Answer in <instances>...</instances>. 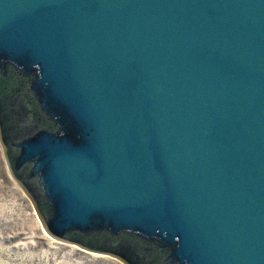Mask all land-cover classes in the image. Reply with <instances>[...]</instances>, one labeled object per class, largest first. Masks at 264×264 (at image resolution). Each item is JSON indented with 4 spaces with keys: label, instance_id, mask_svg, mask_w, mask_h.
<instances>
[{
    "label": "water",
    "instance_id": "1",
    "mask_svg": "<svg viewBox=\"0 0 264 264\" xmlns=\"http://www.w3.org/2000/svg\"><path fill=\"white\" fill-rule=\"evenodd\" d=\"M0 141L57 240L264 264V0H0Z\"/></svg>",
    "mask_w": 264,
    "mask_h": 264
},
{
    "label": "rangeland",
    "instance_id": "2",
    "mask_svg": "<svg viewBox=\"0 0 264 264\" xmlns=\"http://www.w3.org/2000/svg\"><path fill=\"white\" fill-rule=\"evenodd\" d=\"M3 148L0 141V264H126L49 238L34 202L10 175Z\"/></svg>",
    "mask_w": 264,
    "mask_h": 264
},
{
    "label": "bare ground",
    "instance_id": "3",
    "mask_svg": "<svg viewBox=\"0 0 264 264\" xmlns=\"http://www.w3.org/2000/svg\"><path fill=\"white\" fill-rule=\"evenodd\" d=\"M38 215H39L38 213L35 214L36 218L38 219V222L40 223L41 229L44 230V232L49 236V238L53 239L54 237L52 238L51 235H49V234L47 233L46 229H44L45 226H44V224H43V222H42L40 216H38ZM55 239H56V238H55ZM59 241H60V240H59ZM62 242H63V241H62ZM63 243H66V242H63ZM67 244H70V243H67ZM71 246H74V247H75V244H74V245L71 244ZM90 253L93 254V255H95V256H106V255H103L102 253H98V252H92V251H90Z\"/></svg>",
    "mask_w": 264,
    "mask_h": 264
}]
</instances>
